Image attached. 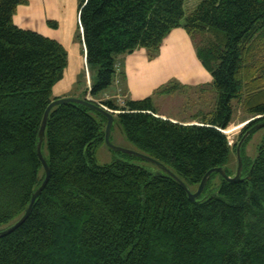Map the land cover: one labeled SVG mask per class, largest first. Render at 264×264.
I'll use <instances>...</instances> for the list:
<instances>
[{"label":"trees","instance_id":"obj_1","mask_svg":"<svg viewBox=\"0 0 264 264\" xmlns=\"http://www.w3.org/2000/svg\"><path fill=\"white\" fill-rule=\"evenodd\" d=\"M78 3L76 39L96 71L92 97L112 85L120 55L143 48L152 60L176 28L194 41L217 94L203 124L158 116L151 97L96 103L114 112L138 151L195 191L209 170L226 167L224 130L234 101L259 116L241 137L264 121V0H202L188 13L185 0ZM28 4L0 0V231L22 218L45 178L39 129L68 65L60 42L15 24L18 7ZM106 124L81 104L51 109L42 145L50 179L26 220L0 235V264H264V140L246 179L228 182L213 173L205 192L219 175L217 192L192 201L160 170L126 160L99 165L95 149Z\"/></svg>","mask_w":264,"mask_h":264},{"label":"crops","instance_id":"obj_2","mask_svg":"<svg viewBox=\"0 0 264 264\" xmlns=\"http://www.w3.org/2000/svg\"><path fill=\"white\" fill-rule=\"evenodd\" d=\"M78 0H29L18 7L15 24L60 42L68 52V65L63 78L53 87L55 98L85 97L95 102L113 100L119 105L125 100L151 97L158 116L182 124H203L204 116L215 109L217 94L212 76L197 55L194 41L185 29L170 32L154 59L143 48L120 55L116 75L110 87L96 96L89 91L96 81V71L87 65L84 45L76 39L78 32ZM58 23L57 28L47 21ZM85 80L81 87L80 81ZM170 85V92L161 89ZM216 94V95H215Z\"/></svg>","mask_w":264,"mask_h":264},{"label":"rangeland","instance_id":"obj_3","mask_svg":"<svg viewBox=\"0 0 264 264\" xmlns=\"http://www.w3.org/2000/svg\"><path fill=\"white\" fill-rule=\"evenodd\" d=\"M201 1L202 0H185V5H184L185 11L187 13L192 11L194 7L197 6V4L200 3ZM263 57H264V53H263ZM94 71L95 69H92V72ZM84 82L85 80L80 81L78 87H81L84 84ZM212 91L216 92L213 87L211 88V91L207 90L206 96H208L207 98L209 102H212V98H211V96L213 95ZM69 97L77 98L75 96H69ZM83 98L85 97H81V99ZM257 118H259V116H250L243 109L240 103L234 101L232 122L230 126L226 129V133H225L228 137V141H229L228 143H230L229 144L230 152L228 155L226 167L228 168L232 176L236 173L238 169V157L234 147L239 142L243 129H245L251 121ZM110 140L115 146L129 150H135V151L138 150L137 146L124 135L121 125L117 123L115 124V126L111 131ZM263 140H264V127L256 129L247 138L241 153L243 160V174H242L243 177H246L248 175L247 169L249 163L254 161V159L257 157L259 147L263 143ZM95 150H96L95 153L96 161L99 165L110 164L116 160H126L132 163H136L140 166H143L146 169H150L154 171L158 170V168L149 161H146L144 159L138 158L133 155L125 156L119 152H113L112 150H110V148L106 145L105 142L99 144ZM220 181L221 179L219 175H215L211 179L210 185L207 188L206 192L204 193V197H208L216 193L220 186ZM5 227L6 225L2 227L0 226V230L4 229Z\"/></svg>","mask_w":264,"mask_h":264},{"label":"water","instance_id":"obj_4","mask_svg":"<svg viewBox=\"0 0 264 264\" xmlns=\"http://www.w3.org/2000/svg\"><path fill=\"white\" fill-rule=\"evenodd\" d=\"M66 103L81 104V105H84V106H86V107H88L94 111L99 112L103 116H105L107 118V124L105 127L104 142L110 148V150H112L113 152H119V153H123V154L133 155V156H136L138 158H141V159H144L146 161L151 162L152 164H154L158 168V170L162 171L163 173H165L166 175L170 176L175 181H177L186 190L188 197L192 201H198L202 197H204L206 186H207V184L211 178V175L213 173H218L220 176H222V178L224 180H226L228 182H238V181L244 180L248 177V175L246 177H243V175H242L243 174V160H242V155H241L242 146L250 134H252L256 129L264 127V121L257 123L254 126H252L251 128H249L243 134V136L240 138L239 142L237 143V148H236V154L238 157V169L233 176L228 174V168L227 167L213 168L205 174V176L203 177V179L199 183L196 191H191L189 189V187L187 186V184L180 177H178L172 170H170L165 164L161 163L160 161H158V160H156V159H154V158H152V157H150V156H148V155H146V154H144L138 150L135 151V150L124 149V148L115 146L111 142L110 134H111L113 127L115 126V114H114V112L108 110L107 108H105L104 106H102L99 103L93 102L89 98L81 99V98L64 97V98L56 99V100L52 101L48 105V107L46 108V110L43 114V117H42L40 129H39V142L37 145V154H38V157H39V159H40V161L44 167L45 178H44L43 182L41 183V185L31 195L29 205H28L24 215L22 216V218L18 222H16L13 226H11V227L3 230V231H0V235H4V234L12 232L14 229H16L19 225H21L26 220V218L30 215L37 198L40 196L41 192L43 191V189L47 185V183L50 179V175H51V167H50V165H49V163H48V161H47V159H46V157L42 151V145H43V142L45 139L47 121H48L50 111L53 107L60 105V104H66ZM252 168L253 167L250 168L249 173L252 170Z\"/></svg>","mask_w":264,"mask_h":264},{"label":"built area","instance_id":"obj_5","mask_svg":"<svg viewBox=\"0 0 264 264\" xmlns=\"http://www.w3.org/2000/svg\"><path fill=\"white\" fill-rule=\"evenodd\" d=\"M103 106V105H102ZM105 107V106H104ZM105 108H107V107H105ZM108 109V108H107ZM109 110V109H108ZM111 111V110H110ZM224 132L226 133V130H224ZM227 139H228V137H227ZM229 142V141H228ZM230 144V143H229Z\"/></svg>","mask_w":264,"mask_h":264}]
</instances>
